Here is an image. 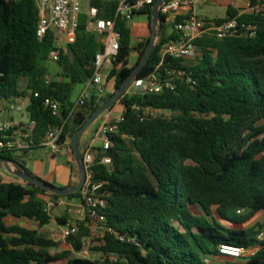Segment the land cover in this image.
<instances>
[{
	"label": "trees",
	"instance_id": "1",
	"mask_svg": "<svg viewBox=\"0 0 264 264\" xmlns=\"http://www.w3.org/2000/svg\"><path fill=\"white\" fill-rule=\"evenodd\" d=\"M91 4L98 8L99 18L114 19L117 0H92ZM153 5L142 11L150 22ZM226 16L257 25V34L224 39L206 35L195 41L200 49L195 58H168L158 68L162 48L179 38L173 22L182 19L161 15L162 32L138 78L157 69L178 67L185 69L195 84L177 78L174 91L126 93L120 99L125 121L106 152L112 165L101 164L103 149L93 148L97 155L95 180L107 182L103 190L108 205L103 213L108 225L130 241L106 234L92 248L101 254L99 259L73 256L90 236L85 218L76 221V230L66 238L72 251L52 252L59 243L40 229L54 220L66 225L70 218L53 217L46 196L55 203L61 198L81 199L82 194L60 196L16 176L19 183L0 178V264H57L62 260L65 264H206L203 255L218 254L221 244L248 247L256 243L263 222L249 229L239 226L264 212V12L240 15L239 9L229 5ZM39 21L37 0H0V102L9 109L17 97H29L27 113L35 122V142L50 128L63 126L62 144L70 142L88 117L132 74L152 36L133 47L129 22L117 19L120 51L108 74V79L115 80L114 91L101 98L93 94L73 112L74 94L93 76L103 42L88 29L86 13L81 14L75 41L61 51L56 62L58 76L66 80L52 79L47 62L55 35L49 31L39 38ZM132 50L138 58L130 66ZM23 80L27 85L21 91ZM46 99L61 104V117L44 106ZM146 109L152 112L145 113ZM110 110L82 136L83 155ZM30 153L1 149L0 157L30 174L25 166ZM71 166L69 187H74L80 181L75 156ZM0 169L7 170L2 163ZM238 209L246 213L239 215ZM7 217L37 221L38 229L7 224ZM234 224L238 226H231ZM249 264H264V243Z\"/></svg>",
	"mask_w": 264,
	"mask_h": 264
},
{
	"label": "built area",
	"instance_id": "2",
	"mask_svg": "<svg viewBox=\"0 0 264 264\" xmlns=\"http://www.w3.org/2000/svg\"><path fill=\"white\" fill-rule=\"evenodd\" d=\"M92 0H37L40 13L37 35L43 38L49 31L55 35L54 48L49 57L57 62L60 59L61 51L65 45L73 43L76 39V32L79 27L80 16L83 14L84 4H87V26L88 29L99 34L103 39L104 49L95 57L94 73L90 79V84L95 88V94L101 98L107 94V77L109 69L113 66L120 51V34L116 30V20L124 19L132 21L138 14H141L149 5L157 0H117V8L114 19H101L98 17L97 7L92 6ZM208 2V0H168L161 5L159 11L161 15L170 18L182 17L181 20L173 22V30L179 34V38L168 42L160 51L161 62L158 66L164 65L166 59H193L199 54V47L195 43L206 35L219 39L228 37H254L257 34V25L241 22L238 17L226 16L218 22L220 17L199 16L196 7ZM240 15H256L264 12V0H242ZM185 78L188 83L195 84L189 73L182 68L168 67L159 72L158 69L144 78H136L130 84L126 93L129 94H161L165 91H174L177 87L176 79ZM35 96H38L36 94ZM90 94L85 89L76 100L73 112L82 106ZM44 106L56 117H61V104L52 99H46ZM146 109L145 113H151ZM125 121L124 111L114 114L112 110L106 113L97 130L95 140L100 143L104 154L100 158L103 165L110 166L113 163L112 157L106 152L113 145V135L118 132L119 125ZM35 122L30 121L26 127L17 123L13 119H2L0 117V133L3 139L0 140V150L6 149L14 152H22L35 148H45L53 154L64 152L74 157V151L70 142L60 143L63 126L50 128L36 143L33 137ZM94 144L86 150L83 155L86 169V181L82 189L81 200L85 207V217L87 226L90 229V236L86 239L83 249L79 252L81 257L99 259L101 254L92 250L97 245L98 240L103 239L106 234L115 236L116 239L125 242L130 241L125 234L119 232L108 225L107 217L103 210L107 207L106 194L103 190L107 182L96 181L97 155L93 150ZM50 205L48 204V208ZM237 214H243L244 209H238ZM77 228L76 223H67L61 230V236L67 238ZM264 243V221L262 229L256 235L254 245L233 246L221 244L218 247L219 255L232 259H242L248 264L258 254L261 244ZM99 255V256H98ZM98 256L99 258H95ZM111 259L117 261L116 256L111 255Z\"/></svg>",
	"mask_w": 264,
	"mask_h": 264
},
{
	"label": "crops",
	"instance_id": "3",
	"mask_svg": "<svg viewBox=\"0 0 264 264\" xmlns=\"http://www.w3.org/2000/svg\"><path fill=\"white\" fill-rule=\"evenodd\" d=\"M213 1L215 3H218V1L220 0H213ZM229 2L230 5L231 3L236 4L237 6L236 5L235 6L232 5V6L240 10V7L242 5V0H229ZM216 17L224 18L226 17V15L216 16ZM129 26L131 30V45L133 47L153 35L152 22L149 21V17L147 14H143V13L138 14L132 21L129 22ZM156 26L158 27L157 23ZM97 38L100 42L103 40L101 39V36H99V34H97ZM66 46L67 45H65V48ZM137 54L138 53L136 50H133V52H131L129 57L130 66L133 65L137 60L138 58ZM107 68L110 70V67ZM59 71H60L59 67L58 69L50 71L52 75L50 74L49 77L52 79L66 80L65 78L58 76ZM110 79L111 78L108 79L107 77V93H111L114 91L115 83L114 84L110 83ZM26 85H27V81L25 80L21 84L20 90L24 91L26 89ZM85 89H88V93L90 94V96L95 94V88L90 84L89 81L86 85H80L77 87V90L73 97L74 101H76L79 98V96ZM28 105H29V97H25V96L17 97L15 103L12 104L9 109L5 102H0V117L2 119H13L17 123H20L28 127L30 122L27 113ZM11 111L20 114L21 118L16 120L14 115L11 113ZM113 113L116 114L114 111ZM102 119L100 120L99 126L102 122ZM92 143L94 144L95 147H100V143L97 140H95V138L93 139ZM72 161H73V157L68 154H65L64 152L53 154L45 148H35L31 150L30 156L26 159L25 166L28 172L32 176L47 181L59 188H64V187H69V184L72 180V176H73L72 166H71ZM0 178L3 182H9V181H14L17 183L20 182L15 177V175L11 174L9 171L5 169H0ZM46 199L49 200L48 204L50 205V208L52 206H65V210L67 212L72 213V216H69L68 214L65 213L56 216V217L69 216L70 219L68 223H76L77 220H83L85 217V207L80 198H72V199L61 198L55 203L50 201V197L48 198L46 196ZM262 213L264 214V212ZM5 220L7 224L19 223L22 225V222L28 219L25 218L17 219L14 217H7ZM35 224L38 225V222L35 221ZM49 225L44 226L43 228H41V230L42 229L45 230V228H47ZM63 227L64 225L58 224V232H61ZM203 259L206 262V264H248L245 260L232 259L230 257L222 256L219 254L203 255Z\"/></svg>",
	"mask_w": 264,
	"mask_h": 264
},
{
	"label": "water",
	"instance_id": "4",
	"mask_svg": "<svg viewBox=\"0 0 264 264\" xmlns=\"http://www.w3.org/2000/svg\"><path fill=\"white\" fill-rule=\"evenodd\" d=\"M168 0H157L153 5V21H152V27H153V35L149 44V47L142 58L139 65L135 68V70L132 72V74L123 82V84L118 88V90L111 96L109 100L101 104L95 112L88 117L86 122L83 124V126L74 134V136L70 140V144L74 151V156L76 159V162L79 167L80 171V181L77 186L74 187H64L59 188L47 181H44L40 178L34 177L24 171H19L15 165L7 161L6 159L0 157V163H2L6 169L19 179L31 183L33 185H36L38 187L47 189L51 192H53L55 195L65 196L71 193H81L83 186L86 181V169L84 165L83 160V154L80 147L81 138L86 132V130L105 112L110 110L113 106H115L118 102H120V99L126 94L130 84L135 80L141 70L144 68V66L148 63V61L151 58V55L154 51V48L158 42L159 36L162 32V27L160 25V7ZM156 23L158 25V29L156 30Z\"/></svg>",
	"mask_w": 264,
	"mask_h": 264
},
{
	"label": "rangeland",
	"instance_id": "5",
	"mask_svg": "<svg viewBox=\"0 0 264 264\" xmlns=\"http://www.w3.org/2000/svg\"><path fill=\"white\" fill-rule=\"evenodd\" d=\"M229 5H230L229 0H220V1H218V3H215L213 0H208V2H206L202 5H198L196 7V12L199 16H204V17L224 16V15H226V10H227ZM231 5L235 6L236 4L231 3ZM87 7H88L87 4H84L83 13L86 12ZM157 29H158V27L156 26V30ZM131 52H133V50ZM191 60H189L188 62H190ZM47 65H48L50 71L58 69L57 63L53 60H49L47 62ZM107 67H108V63L106 64V68ZM50 74L52 75L51 72H50ZM23 81H25V80H23ZM23 81L21 82V84L23 83ZM110 83L114 84L115 80L113 78H111ZM112 110L116 114H120L124 111V106L120 102H118ZM11 113L14 115L16 120L21 118V115L16 113V112L11 111ZM47 197L49 198L48 195H47ZM49 211L53 217H56L57 215H60L63 213L68 214L69 216H72L71 212H67L65 210V206H52L51 208L49 207ZM245 213H246V210H244L243 214H245ZM213 215L218 219V215L216 213V208H214V210H213ZM239 215H241V214H239ZM263 219H264V214L262 212H259L255 216H253L250 220H248L244 224L240 225L239 227L244 228V229H249V228L258 226L259 224H261ZM58 224L59 223L54 220L52 223H50V225L47 228H45V230L40 229V231L44 235H46L47 237H50L59 243L58 248L52 249L51 250L52 252H62V251H69V250L72 251L71 245L66 241V239H63L61 237V233L58 232ZM224 224H225V222H224ZM22 225L29 226L32 229H38V225L35 224V221L24 220V222H22ZM227 225H230V224L228 223ZM231 226L237 227L238 225L234 224ZM73 256H80V254H79V252L73 251ZM98 256H96L95 258H99ZM65 263H66L65 260L57 262V264H65Z\"/></svg>",
	"mask_w": 264,
	"mask_h": 264
}]
</instances>
